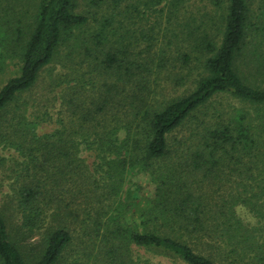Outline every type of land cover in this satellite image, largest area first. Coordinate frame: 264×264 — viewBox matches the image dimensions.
Wrapping results in <instances>:
<instances>
[{
    "label": "trees",
    "instance_id": "16d2710c",
    "mask_svg": "<svg viewBox=\"0 0 264 264\" xmlns=\"http://www.w3.org/2000/svg\"><path fill=\"white\" fill-rule=\"evenodd\" d=\"M184 1L0 0V145L14 152L1 161L22 227L43 233L29 258L0 206V264H166L136 248L175 264H264V11L210 0L216 31L181 30ZM165 6L163 34H139ZM12 60L19 72L3 82ZM52 63L56 125L40 133L21 100ZM220 94L256 114L209 113ZM139 172L155 190L129 223Z\"/></svg>",
    "mask_w": 264,
    "mask_h": 264
},
{
    "label": "rangeland",
    "instance_id": "374dc122",
    "mask_svg": "<svg viewBox=\"0 0 264 264\" xmlns=\"http://www.w3.org/2000/svg\"><path fill=\"white\" fill-rule=\"evenodd\" d=\"M80 10L83 9L88 0H78ZM256 8L259 12L264 11V3L261 0H256ZM162 8V7H159ZM164 11L158 10L149 16H142V20L138 23L139 34L143 32L145 35L149 32V27L151 23H156V30H161V34L164 32V27L167 21V6L163 7ZM179 17L176 21L181 23V30L187 29V22L193 24L203 23L201 28L208 29V31H216L220 20V11L217 12L216 8L213 6L210 0H188L181 3L180 11L178 12ZM176 25L172 26L175 29ZM145 32V33H144ZM167 34H171L169 30H166ZM142 37V36H141ZM65 53V51H64ZM20 63L17 60L9 61L4 73L2 74V81L4 82L10 76L17 74L19 72ZM62 71L59 63H52L50 66L46 67L40 76L37 84L30 91L25 93L22 97V104L28 108L30 116L29 119L38 123V130L40 133L51 131L55 127L56 110L58 108V102L54 99L56 96V91H53V81L51 79L53 75L57 77V73ZM245 107L251 109L250 111L253 115L256 114L253 108H250L248 104L241 103L236 98L228 94H220L212 100V106L208 110L209 113L218 116L219 111L229 112L230 114L235 111V108ZM258 118V117H257ZM260 119L264 122V116ZM13 151L6 147L0 145V206L1 209L8 220V229L12 237L19 240L22 245L23 250L28 254L29 258L34 257L39 249L41 237L43 233L40 231L30 232L25 230L21 225L20 215L14 207L11 198L8 193V171L7 167H4L2 163V158H9L13 155ZM86 158L91 161V155L86 154ZM126 188L131 193V199L133 201V207L128 213L127 222L134 223L140 219L141 210L146 205L149 199L152 198L155 190V184L152 181V177L148 172L135 173L128 179ZM238 216L243 218L247 223H251L252 226H262V220L259 221L258 216H254L252 212L249 211L247 207H237ZM136 253L152 257L156 261H162L166 264H175L169 259L163 257H155L150 255V253L145 252L143 249H137Z\"/></svg>",
    "mask_w": 264,
    "mask_h": 264
}]
</instances>
